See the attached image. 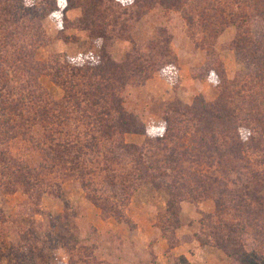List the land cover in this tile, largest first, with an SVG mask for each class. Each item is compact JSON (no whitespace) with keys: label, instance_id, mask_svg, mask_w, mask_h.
Returning a JSON list of instances; mask_svg holds the SVG:
<instances>
[{"label":"trees","instance_id":"1","mask_svg":"<svg viewBox=\"0 0 264 264\" xmlns=\"http://www.w3.org/2000/svg\"><path fill=\"white\" fill-rule=\"evenodd\" d=\"M228 1L202 0L201 8L193 6L195 24L213 41L228 27L237 28L232 48L245 60V67L237 77L227 80L219 64L212 71L218 81L216 100L206 102L196 97L191 105L179 101L169 104L162 135L150 137L152 134L137 117L123 108L121 93L127 84H143L153 73L174 64L171 36L160 28L142 47L131 41L129 31L142 15V5L166 9L173 2L176 9L186 5L185 0H132L130 8L116 0H63V20L66 12L77 10L78 28L90 40L121 38L131 44L119 61L112 60L102 44L99 61L94 64L74 63L58 55L34 63L42 43L41 18L53 10L56 0H45L47 10L42 12L23 8L22 0H0V129L3 136L11 137L12 129L18 127L12 124L16 119L21 126L28 125L27 129L37 127L44 160L41 170L64 166L81 182L99 171L106 173L107 182L120 184L128 193L130 184L125 177L118 179L113 174L111 167L118 162L107 144L125 134L147 136L148 146L144 144L143 148L116 145L126 150L132 170L138 171L135 179L150 183L164 179L171 212H177L176 206L186 198L193 203L213 199L215 214L223 218L228 215L231 227L225 232L212 225V242L237 264H264L263 256L241 250L231 234H250L260 240L264 236V156L260 139L264 134V36L255 39L245 28L248 18L254 16L264 23V0H231L237 12H227ZM189 24L194 26L191 20ZM42 75L61 88L60 99H53L45 91L44 101L33 102L36 89L30 88ZM26 100L36 111L32 113L31 107H26ZM157 152L164 161L162 167L154 159ZM0 163L1 174L15 178L14 186L25 194L34 189L29 188L32 180L28 167L5 159ZM222 238L229 241L226 246Z\"/></svg>","mask_w":264,"mask_h":264},{"label":"rangeland","instance_id":"2","mask_svg":"<svg viewBox=\"0 0 264 264\" xmlns=\"http://www.w3.org/2000/svg\"><path fill=\"white\" fill-rule=\"evenodd\" d=\"M116 1L127 8L132 5L128 0ZM185 1L186 5H178L176 9L173 2L166 9L142 5V15L129 31L131 41L142 47L160 28H165L171 36L174 64L153 73L143 84H127L121 93L123 108L137 117L152 134L150 137L162 135L169 104L179 101L191 105L196 97L206 102L216 100L218 81L212 71L219 64L227 80L237 77L245 67V60L232 48L237 28L228 27L213 41L199 32L195 24L193 6L201 8L202 0ZM22 2L23 8L47 10L45 0ZM231 2L225 3L227 12H237ZM63 7V0H56L53 10L42 16V43L35 52L34 63L58 55L74 63L94 64L99 61L102 44L114 61L121 60L130 50L131 44L121 38L105 42L90 40L78 28V11L66 12L64 21ZM187 13L190 15H184ZM190 20L194 26H190ZM245 28L255 39L264 36V23L255 16L248 18ZM35 80V86L30 88L36 89L33 102L44 101L45 91L55 100L62 97L61 88L48 76ZM28 101L26 107H31L33 113L35 106ZM12 124L18 127L12 129L11 137L3 136L0 129V159L28 167L32 180L29 188L34 189L25 194L13 185L15 178L0 172V264H237L211 240L212 225L225 232L231 227L228 215L223 218L215 214L213 199L193 203L186 198L176 206L177 212H171L164 179L153 183L135 179L138 171L132 170L126 150L116 145L143 148L147 136L125 134L107 144L118 162L111 167L113 174L118 179L125 177L130 184L128 193L120 184L107 182L106 173L96 170V176L83 182L64 166L41 170L44 160L38 146L37 127L27 129L28 125L21 126L18 119ZM243 137L247 138L246 131ZM260 139L264 156V134ZM154 159L161 167L164 165L158 152ZM212 171L216 173L217 168L213 167ZM87 183L89 188L85 187ZM231 234L241 250H253L264 257V236L260 240L250 234ZM222 241L224 246L229 243L226 238Z\"/></svg>","mask_w":264,"mask_h":264},{"label":"clouds","instance_id":"3","mask_svg":"<svg viewBox=\"0 0 264 264\" xmlns=\"http://www.w3.org/2000/svg\"><path fill=\"white\" fill-rule=\"evenodd\" d=\"M132 2V0H128V3H131Z\"/></svg>","mask_w":264,"mask_h":264}]
</instances>
